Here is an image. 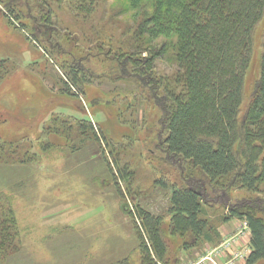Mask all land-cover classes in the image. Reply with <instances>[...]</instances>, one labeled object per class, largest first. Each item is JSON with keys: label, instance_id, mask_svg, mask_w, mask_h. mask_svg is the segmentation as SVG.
Here are the masks:
<instances>
[{"label": "rangeland", "instance_id": "374dc122", "mask_svg": "<svg viewBox=\"0 0 264 264\" xmlns=\"http://www.w3.org/2000/svg\"><path fill=\"white\" fill-rule=\"evenodd\" d=\"M6 1L0 0V148H13L17 160L0 162V205L12 208L20 241L0 264H118L126 258L142 264L139 226L132 215L142 208L161 216L166 229L173 191L195 181L190 165L167 153L163 110L154 91L141 87L134 65L125 66L122 78L113 62V56L124 54L118 51L123 48L119 36L124 29H137L142 18L136 19V10L121 9L127 0H82L80 7L76 0H42L46 10L33 3L16 7L21 17L16 20L6 15ZM30 14L47 21L57 36L47 32L35 41ZM263 35L262 22L254 31L243 113L260 77ZM76 63L87 77L84 91L72 89L78 95L71 96L61 88ZM173 71L168 55L157 60L154 76L168 80ZM82 121L96 124L108 138L126 169L125 179L115 177L109 151L83 135ZM201 183L205 210L215 224L229 206L252 196L229 186L225 202L215 185ZM233 222L239 223L236 230L230 222L216 224L222 241L240 231L242 221ZM249 238H243L230 263L203 243L185 252L188 258L184 255L179 264H198L201 258L202 263L245 264ZM173 250L170 264L183 253ZM194 250L207 254L198 259Z\"/></svg>", "mask_w": 264, "mask_h": 264}, {"label": "trees", "instance_id": "16d2710c", "mask_svg": "<svg viewBox=\"0 0 264 264\" xmlns=\"http://www.w3.org/2000/svg\"><path fill=\"white\" fill-rule=\"evenodd\" d=\"M42 2L7 0L4 9L6 15L19 20L18 8L33 3L36 8L45 9ZM76 3L80 7L82 0ZM89 6L93 8L91 3ZM124 7L121 9L136 10V19H142L137 20V29L123 30L119 36L123 48L118 51L124 54L113 56V62L121 68L122 78L126 75L125 66L134 65L141 87L154 91L156 104L163 110L167 153L190 165V175L195 180L173 191L166 229L161 216L142 208L132 215L126 205L134 222L139 223L142 264H170L171 247L177 255L203 243L217 244L222 237L219 223L232 220L247 222L249 226L251 252L245 264H260L264 261V35L260 77L244 113L242 105L254 31L264 23V0H127ZM30 18L34 21L30 29L35 41L47 32L57 36L51 26L47 28V21L31 14ZM168 55L174 71L168 80L158 79L154 76L155 64ZM73 66L70 73L64 74L67 80L61 90L77 96L73 90L83 89L87 75L82 65ZM79 129L104 152L109 151L113 156V165L108 162L111 170L117 179H125L126 169L114 156L102 130L91 121L80 122ZM16 160L13 148H0V162ZM201 180L215 185L225 202L229 186L252 196L229 206L227 215L216 225L205 210L208 204ZM19 241L14 212L10 205L7 209L1 204L0 257L11 255ZM180 262L181 256L174 263ZM118 264L131 262L126 258Z\"/></svg>", "mask_w": 264, "mask_h": 264}, {"label": "built area", "instance_id": "2783aa9c", "mask_svg": "<svg viewBox=\"0 0 264 264\" xmlns=\"http://www.w3.org/2000/svg\"><path fill=\"white\" fill-rule=\"evenodd\" d=\"M249 233V226L247 222H242L241 225V229L240 231L236 234V236L234 238H229L226 241H224L220 248L216 249V254L218 256H229L232 255L233 256V252L237 251L235 250V247L237 246H241L240 243L243 241V238ZM242 258L244 256H241ZM234 259V256L231 260L228 261V263H230L232 260ZM203 261H205L204 259L200 262L202 263Z\"/></svg>", "mask_w": 264, "mask_h": 264}, {"label": "crops", "instance_id": "0c3cea01", "mask_svg": "<svg viewBox=\"0 0 264 264\" xmlns=\"http://www.w3.org/2000/svg\"><path fill=\"white\" fill-rule=\"evenodd\" d=\"M237 222H238V221H237ZM229 224H230V225L232 224V228H234V230H236V229H237V226H238L239 223H235V222H233V220H232ZM236 234H237V233H236ZM245 235H247V238L250 237V236H249L250 233L245 234ZM229 238H231V237H229ZM229 238H227L226 236H224L223 241L221 240L219 243L214 244V245H213V244H208V246H210L212 250H214V249H218V248H220L221 244H222L224 241H226L227 239H229ZM208 246H207V247H208ZM214 246H217V247L214 248ZM240 247H241V246H237V247H235V250L238 251ZM197 251H198V250H194L195 254H197V255L200 254V256H198V259H199L200 257H202V256L204 257V255L207 254V253H205V254L198 253ZM184 255L187 256V258H188L187 253H182L181 257L183 258ZM230 256H231V255L227 256V257H228V260L231 259ZM219 258L222 259L223 257L220 256ZM198 259H197V260H198ZM186 260H187V259H186ZM202 260H203V258L199 259L198 264H212V263H210V262L200 263ZM238 263H239V262H238ZM238 263H237V264H238ZM239 264H240V263H239ZM241 264H244V263H241Z\"/></svg>", "mask_w": 264, "mask_h": 264}]
</instances>
